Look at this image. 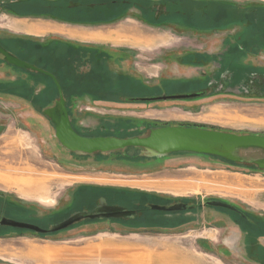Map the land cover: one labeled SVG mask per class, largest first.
<instances>
[{"label":"rangeland","instance_id":"374dc122","mask_svg":"<svg viewBox=\"0 0 264 264\" xmlns=\"http://www.w3.org/2000/svg\"><path fill=\"white\" fill-rule=\"evenodd\" d=\"M226 1L239 7L254 8L255 4H264V0ZM1 4L2 39L14 34L22 36L23 32L39 35L53 31L67 34L64 35L67 39H73L70 36L82 40L111 37V33L101 30L56 27L53 25L56 22L49 20L37 19L38 23H33L30 18H10L6 3ZM232 13L235 15H229L220 28H231L227 21L237 19L238 11ZM253 13L254 10L245 12L250 16ZM257 13L264 14V11ZM203 20L210 32L201 36L189 31L175 32L180 39H173L175 44L172 46L167 39L157 41L155 48L150 43L116 46L109 44L117 43L115 39L106 42V51L101 56L104 62L100 63L103 71L97 70L98 63L91 65L96 70L87 71L90 63L83 60L82 54L79 60L72 62L70 55L64 59L63 48H46L44 45L50 44L49 39L60 38L56 34L34 37V40L38 41L36 45L41 52L49 51L46 68L57 69L58 76L63 78L71 125L80 134L140 136L163 125L264 134V49L255 54L229 55L224 61L233 62L232 65L216 69L220 54L212 53V50L223 32L211 31L215 28L211 26V14ZM44 23L51 25H41ZM132 24L136 23L130 18L123 26L130 30ZM154 24L162 23L157 20ZM242 26L243 32L249 34L253 28L262 31L264 25L253 26L245 21ZM138 45L141 47L137 49ZM195 50L197 53L194 54ZM184 53H190L186 55L191 62L179 61ZM242 62L250 64L245 68L238 67L243 65ZM181 64L187 65L186 70L193 74L188 79L178 76ZM66 67L69 70L66 71ZM112 70L116 76L110 75ZM121 75L125 77L124 85L123 91L118 93L114 81ZM99 77L101 83H109L112 87L105 91L102 87L88 85L91 79ZM131 79H137L146 87L141 95L135 96L133 87L126 84ZM3 81L10 82L11 87L15 86L17 91L30 97L52 99L42 110L53 106L58 99L54 90L47 89L52 84L49 79L31 70L11 66L0 55V83ZM18 82L22 84L18 85ZM25 82L29 83L27 88L23 85ZM177 82L192 85H177ZM189 92L199 94L158 100L134 98ZM81 93L88 96L76 98L75 95ZM89 93L97 96L90 99ZM103 93H118L117 100L109 99L114 95L99 99ZM238 155L243 159L230 160L188 151L153 154L141 147L92 153L71 150L57 139L52 122L33 102L7 92L5 98L0 96V216L48 228L80 210L81 204L74 207L75 201L90 195L84 193L87 190L97 191L95 195H99V189H121L139 191L145 204L166 199L183 200L185 204H202L207 199L223 200L255 218L256 224L264 228V168L254 162L263 157L264 152L251 147L240 149ZM138 209L159 218H147L154 222L146 225L148 227H142L146 219H141L138 227L107 221L87 224L84 219L47 235L0 226V264H264V257L259 256V249L264 250L263 244L259 239L245 237L246 233L254 235L255 226L226 209L206 207L187 213L172 212L164 218L165 223L159 216H163V212L144 207ZM164 225L167 228H162ZM228 236L239 238L238 245L230 247ZM211 237L214 239L209 240Z\"/></svg>","mask_w":264,"mask_h":264},{"label":"flooded vegetation","instance_id":"af4514ba","mask_svg":"<svg viewBox=\"0 0 264 264\" xmlns=\"http://www.w3.org/2000/svg\"><path fill=\"white\" fill-rule=\"evenodd\" d=\"M180 1L181 0H102V1L91 0L88 8H93V10L91 11V13H89L87 15L93 17L97 22H99L97 24H93L94 26H99V27H101V25L110 24L112 22H115V21H117L121 18H124L126 16L139 18L142 22H145L147 24L148 23L153 24L157 20L159 23H162L163 20H166L169 17H175V16L185 17V11L184 10L178 9L177 11L176 10L171 11L169 9L170 6L173 5V3H180ZM199 1H198V3H199ZM201 1H203V7H206L204 9L213 11V12H210L211 13V21H212L211 26L218 28V29L213 28V30H211V31L220 32L221 30L227 29V30H224L225 33H223V35L219 36V40L217 41L218 42L217 46H216V48H214L212 50V53L215 52L216 54H220V55H218L219 57H217L218 61H217L216 69L224 68V65H226V66L232 65L233 62L224 61V58L229 57V55H233L236 53L239 55L240 54H242V55L243 54H255V53H260L264 49V26H263L262 31H260L259 28H253V32H251L249 34L243 32V26H242V25H244L245 21L251 22V25H253V26L258 25V23H261L264 25V14L257 13L258 11H264V4H261V3L255 4L254 8H252V7H239L238 5H235L233 2H228L226 0H210V1L201 0ZM1 6H2V4H1ZM96 7H99L101 9H97ZM235 10L238 11V13L235 16L237 19H234V20L232 19L230 21H227V22L231 23L230 24L231 28H225V27L220 28L221 24L226 23L225 20L228 19L229 15H235L232 13L233 11L235 12ZM250 10H254L255 13H253L251 16L249 14H245L246 11H250ZM235 21H236V26L234 27ZM199 22L200 23L197 24L198 27H200L206 31H209L208 27L204 26L205 20H203V18H201ZM214 23H216V26ZM21 37H26V36L13 35L10 38H18L19 39ZM29 37H33V36H29ZM34 37H36V36H34ZM53 38L54 39H49V41H48V43L52 42L55 44L53 47L63 48L64 53L65 52H73V55L76 53L82 54L83 60L87 61L86 62L87 64L90 63V67H88L87 71H90L91 69L96 70L95 68L91 67V65H95L96 63L99 64L100 70H102V66L100 63L104 62V61L101 58V56H103V52L106 51V48L104 46L106 44L91 42V41H84V40H80V39H76V38L75 39L69 38L70 40L67 39L66 37H60V38L53 37ZM6 41H8V38L7 39L0 38V45H2L4 48H6L4 46V45H6ZM256 43H258V44H256ZM198 53H200V51H198ZM22 60H24V59H22ZM25 61H27V60H25ZM27 62H29V61H27ZM29 63H31V62H29ZM244 63L245 62H242L243 65L242 66L238 65V67L245 68V67H247V65L250 64V63H246V64H244ZM8 64L11 66L17 67V68H21V67L12 65L10 63H8ZM40 68H42V67H40ZM21 69H25V68H21ZM42 69H44V68H42ZM27 70H31V69H27ZM44 70L52 73L55 76L56 80L59 82V84L61 86L62 93L64 96L62 85L58 79L59 78L58 77L59 71L58 72H51L47 69H44ZM97 70H99V69H97ZM31 71H33V70H31ZM36 72H38V71H36ZM39 73H41V72H39ZM42 74H44V73H42ZM111 74L117 75V73L114 72L113 70H112ZM44 75H46V74H44ZM46 76L49 77L48 75H46ZM49 78L51 79L50 81L55 85L52 78L51 77H49ZM137 79H139V78H137ZM96 83H98V82H96ZM9 84H10V82L6 83V81H5V85L3 86V89L0 90V94L3 93L5 95V97L7 96V92H10ZM18 84H21V83L18 82ZM180 85L186 86L187 84L185 83V84H180ZM148 86H150V85H148ZM189 93H191V92H189ZM14 94H16V95L20 96L21 98H24L25 100L31 102L30 99L26 98V96H23L20 93H14ZM84 95L88 96V94H84V93L83 94H76L75 96L77 98L78 96H84ZM57 96H58V90H57ZM152 96H154V95H152ZM155 96H157V95H155ZM89 97H90V99H93L94 96L91 95V93H89ZM148 97H150V96H140V97H134V98H136L138 100H150V99H148ZM64 99H65V106H66V101H68V99L65 96H64ZM66 109H67V106H66ZM40 112L42 113V109L40 110ZM67 113H68V109H67ZM68 116H69V113H68ZM70 123H71V121H70ZM81 135H83V134H81ZM85 136H87V135H85ZM99 190L101 191V193L97 196H92L91 198H89L90 195H88V196H85V199L82 201L79 200L77 203L75 201L74 207L77 206L76 204H81L79 207L80 210H78V211H84L87 213L88 212L93 213V212L99 211L100 214L95 215L93 217L84 216L79 221H76L69 226H72L78 222H81L84 219H87V221L85 222L87 224L100 222V221H107V223H110V224L116 223V224H119L122 226L124 225V226L131 227L134 225V227H138L139 224L136 223L138 219H142V218L146 219V218H151V217H154L156 219L159 218L158 216H151L149 213L146 214V213H144L145 211L142 212L135 207L123 204L121 202L111 201L110 199H108L107 194H110L113 192H118L117 190H112V189H107V190L99 189ZM91 192H94V191L87 190L84 193L88 194ZM207 200H209V199H207ZM207 200H205L202 204H200V203L199 204H196V203L185 204V202L183 200H172V199H169V200L166 199L165 201L161 200L162 202H154V204L164 205V206L172 205L174 203H182L183 204L182 206H184V207H182L178 210L151 209L148 205L147 206L151 210L163 212V216L162 215H159V216L162 217L161 222L165 223L166 221L164 220V218H166L172 212L175 214H178V212H181V211H183L184 213H187V212L193 211L194 209H201V208L204 209L206 207L207 208H211V207H217L218 208L219 207V206L207 205L205 203ZM115 205L121 206L123 208V210H125V212L120 213V215H114V214H112L114 210H110L108 208L107 209L105 208L106 206L108 207V206H115ZM233 206H235V205H233ZM81 207H84L85 209H81ZM87 207H89V208H87ZM96 208H99L100 210L94 211ZM219 208L226 209L227 211L232 212L233 214L239 216L243 222H246L252 226L260 225L259 223L256 224L255 218L248 216L242 210H240L238 207H236V208L240 211V213H237L235 211H232V210L224 208V207H219ZM75 212H77V211H75ZM75 212H73V213H75ZM101 213H103V214H101ZM176 216H178V215H176ZM183 216L189 217L187 215H183ZM0 217H6V216H0ZM7 218H12V219L19 220V221H25V220L13 218V217H7ZM123 219H125V221L126 220H129V221L128 222L122 221ZM189 221H192V220H189ZM25 222H29V221H25ZM29 223H33V222H29ZM33 224H36V225L40 226L41 228L46 229V231L45 232H36L34 230L26 229V228H17V227H12V226H7V225H0V226H2V227L5 226V227H10V228H15V229H21V230L34 231V232L42 234V235H44V234L47 235L48 233H53V232L57 233L58 231L62 230V229H60V230H56V231H50V230H48L50 227L46 228V227H43L37 223H33ZM68 227H66V228H68ZM142 227H148V226L144 225ZM150 227H154V226H150ZM66 228H64V229H66ZM162 228H167V226L164 225V226H162ZM261 236H264V234L263 235L262 234L250 235V234L246 233L245 237L246 238L248 237L252 240H258V238H260ZM204 250H206V249H204ZM259 256L264 257V254L263 255L260 254ZM262 260L264 261V259H262Z\"/></svg>","mask_w":264,"mask_h":264},{"label":"water","instance_id":"95a60500","mask_svg":"<svg viewBox=\"0 0 264 264\" xmlns=\"http://www.w3.org/2000/svg\"><path fill=\"white\" fill-rule=\"evenodd\" d=\"M0 54L3 59L15 66L31 69L44 73L52 78L58 90V99L53 106L42 110V114L48 117L55 128V136L68 149L92 153L95 151H110L124 147H141L150 153L165 154L174 151H188L195 153L213 154L230 160H242L238 151L243 148H259L264 152V134L258 133H235L231 131L205 128L200 126L186 125H163L154 127L146 135L116 137L112 135L85 136L79 134L71 125L65 106V99L61 86L55 76L25 60L20 59L9 50L0 45ZM199 92L185 94H160L148 99L182 98L198 95ZM258 167L264 168V156L254 159ZM207 205L219 206L230 209L237 213L240 211L232 204L219 199H209ZM182 203H174L164 206L149 203L151 209L178 210L184 206ZM106 209L114 210L112 214L120 215L125 212L121 206H106ZM100 210L96 208L94 211ZM99 211L87 213L77 211L63 220L53 223L48 230L56 231L64 229L72 223L79 221L84 216L93 217L99 215ZM103 214V213H101ZM0 225H7L17 228L31 229L36 232H45L46 229L40 226L19 221L12 218L0 217Z\"/></svg>","mask_w":264,"mask_h":264},{"label":"trees","instance_id":"16d2710c","mask_svg":"<svg viewBox=\"0 0 264 264\" xmlns=\"http://www.w3.org/2000/svg\"><path fill=\"white\" fill-rule=\"evenodd\" d=\"M102 1V0H99ZM91 2V0H15L12 2H7L6 6L7 9L9 11H12L14 13H18V15H30V16H50V17H58V18H65L67 20L70 21H75V22H97L93 17L87 15L86 13L84 14V11L86 9H88L89 3ZM72 6H80L84 8V11H81L80 14H71L69 12V14H63L66 9L68 8H74ZM77 8V7H76ZM37 40H34L33 37H21V38H8V41H6V45H4L9 51H11L12 53H14L15 55H17L18 57H20L21 59L27 60L39 67H42L44 69L49 70L47 65H46V61L48 59V55H46L49 51L47 52H41L40 49L37 47ZM55 44L50 42V44L48 45H44L46 48L51 49V47H53ZM39 46H43V44L39 43ZM52 50V49H51ZM70 55L73 59L72 62H75L76 60H79V55L80 53H76L73 55V52H65L63 54L64 59ZM69 62V61H67ZM64 64V63H63ZM63 67V66H62ZM73 67L76 66L74 65ZM54 68V67H52ZM21 69V68H20ZM66 71L69 70L68 67L65 68ZM100 70V67L98 68ZM21 70H27V69H21ZM71 70H73L75 72L74 69L71 68ZM51 72H57V69L55 70H49ZM103 71V69L101 70ZM35 72L37 75H40L41 77H45L49 80H51L49 77H47L46 75L33 71ZM112 75V74H110ZM105 77V74L103 75ZM116 76V75H113ZM59 77V76H58ZM124 76H118L117 79L114 81L115 85V90H117V92H121L123 91V78ZM100 78V79H99ZM98 79H91V83H89V86L92 87H99V88H103L105 91L107 87H112L109 83H101V77H99ZM62 88H63V92L65 94V88H64V81L63 78H58ZM65 80V78H64ZM93 80V81H92ZM118 80V81H117ZM137 80V79H134ZM133 79L130 80V82L126 83V84H130L131 87H133L131 90L133 91V94L136 95H141L144 88H146L145 86H143L141 83L137 81H134ZM98 82V83H96ZM22 84V83H21ZM11 84H9V88H10V92L13 93H20L23 96H26V98L30 99L31 102H33L35 104V107H37V110H41L43 106L48 105L47 102L51 101L52 99L47 98L45 99V97H41V96H36V97H30L29 94L27 93H22L20 91H17V88L15 86L11 87ZM19 85V84H18ZM24 87L27 88V86L29 85L28 82L23 83ZM86 85V84H81V86ZM16 88V89H15ZM3 89V86L0 85V90ZM47 89H52L54 90V94L55 96L57 95V88L56 86L52 83L50 86L47 87ZM109 92H113L111 90H109ZM117 93V94H118ZM83 94V93H81ZM117 94H111V93H103V97L99 96L100 99H106L109 98L108 96L114 95L115 97H110L109 99L114 101L117 100ZM44 95V94H43ZM93 96H97L94 95ZM66 106L68 109V102L66 101ZM69 110V109H68ZM118 192H113L110 194H107L108 199H110L111 201H117V202H121L123 204L135 207V208H140V207H144L149 209V207L147 206L148 203H144L141 200H144L145 198L143 197V195H140L141 193H139V191H134V190H117ZM97 193V191L91 192L89 198H91L92 196H97L95 195ZM88 198V199H89ZM141 210V209H139ZM143 219V218H142ZM141 219L137 220V224H139ZM147 220V218H146ZM154 224V222H151L149 220L145 221V225H152ZM260 232V233H259ZM253 234L254 235H260V234H264V228L261 227L260 225H255V229L253 230Z\"/></svg>","mask_w":264,"mask_h":264},{"label":"crops","instance_id":"0c3cea01","mask_svg":"<svg viewBox=\"0 0 264 264\" xmlns=\"http://www.w3.org/2000/svg\"><path fill=\"white\" fill-rule=\"evenodd\" d=\"M15 0H4L3 3H7V2H12ZM199 0H181L180 3H173L172 6H170V10L171 11H177L178 9H182L185 11V17H169L166 20H163L162 24H158L155 25L154 23H145L142 22L139 18H135V17H130V16H126L124 18H121L117 21H115L114 25L112 26L111 23L110 24H105V25H101V27L99 26H94L93 24H97L99 22H91L90 23H85V22H75V21H70L67 20L65 18H58V17H51L48 18L47 16H38L35 17L34 16H30V15H14V12L10 11V13H8V15L10 16V18H30L33 19V23H36L37 19H42V20H49V21H54L56 22L55 24H53L56 27H71V28H82V29H89V30H101L103 32L107 33H111V37H107L106 39H96V40H87V39H83L84 41H91V42H97V43H102L105 44L106 42H111L110 40H114L117 43H109L110 45H116V46H123L124 44H148L150 43L151 45H153L152 47L155 48V45L158 42H161L163 39H167V43H170L171 46L173 44H175L172 40L173 39H180L178 35H176L175 32L177 33H181V32H194L195 35L197 36H201L202 34H204L205 32H210V31H206L200 27L197 26V24H199L200 19L201 18H207L209 17L210 11L204 9L205 7H203V1H199ZM182 2V3H181ZM192 3V5H191ZM74 8H68L66 9V11L63 14H69V12L71 14H80L81 11H84L83 7L80 6H72ZM77 7V8H76ZM100 7V6H99ZM99 7H96L97 9H101ZM214 7V6H213ZM93 10V8H88L84 11V14H89L91 13V11ZM218 12V11H217ZM2 16L7 17V15L5 14H1ZM43 17V18H42ZM47 17L48 19L44 18ZM130 18H132V20L136 23V24H132L131 25V29L128 30L126 29L123 24L125 22H127ZM100 21V20H99ZM156 21V20H155ZM101 22V21H100ZM38 23V22H37ZM163 23H166V25H163ZM41 25H51V24H41ZM108 28V29H103V28ZM110 27V28H109ZM165 27V28H164ZM220 32L224 33V30H221ZM22 34V36H44L46 34H56L59 37H65L64 35L67 34H63V33H59L58 31H53V32H48L45 34H30V33H25ZM89 33H94V32H89ZM28 34V35H27ZM182 34V33H181ZM14 35H20V34H14ZM89 35V34H88ZM93 36V35H90ZM71 38L75 39V38H79V37H74V36H70ZM172 38V39H171ZM162 39V40H161ZM82 40V39H80ZM161 40V41H160ZM130 42H137V43H130ZM203 44L201 43V46ZM128 47L131 46L132 48H135V46L132 45H127ZM139 46V45H138ZM198 46V44H197ZM136 47L137 49L140 48ZM148 48V46H146ZM194 54L197 53V50H195L193 52ZM174 54V53H173ZM186 54H190V53H184L180 56L179 61L184 62L187 64L188 61L190 59L187 58ZM148 58V57H147ZM149 59V58H148ZM181 67V71L180 73H178V76H185V78L183 79H188V77L190 75H193L190 71L188 72L186 70L187 65H179ZM185 67V68H184ZM190 83V82H189ZM174 84V83H173ZM177 85L179 84H183L180 82L175 83ZM187 84V83H186ZM1 86L5 85V81H3L2 83H0ZM161 85V84H159ZM188 85H192V83L187 84ZM0 96H2L3 98H5V95L3 93L0 94ZM234 232V231H233ZM234 234V233H233ZM209 240H213L214 237L208 238ZM228 241L230 242V247L235 245H238V239L239 238H234V237H230L228 236ZM261 242V244H263L264 246V236H261L260 238H258ZM231 240H232V244H231ZM262 246V245H261ZM200 251H202L201 249H199ZM260 254H264V250H260L259 249Z\"/></svg>","mask_w":264,"mask_h":264},{"label":"built area","instance_id":"2783aa9c","mask_svg":"<svg viewBox=\"0 0 264 264\" xmlns=\"http://www.w3.org/2000/svg\"><path fill=\"white\" fill-rule=\"evenodd\" d=\"M4 0H0V7H1V3H3Z\"/></svg>","mask_w":264,"mask_h":264}]
</instances>
